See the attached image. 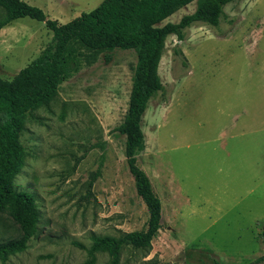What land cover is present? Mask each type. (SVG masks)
Here are the masks:
<instances>
[{"label": "rangeland", "instance_id": "1", "mask_svg": "<svg viewBox=\"0 0 264 264\" xmlns=\"http://www.w3.org/2000/svg\"><path fill=\"white\" fill-rule=\"evenodd\" d=\"M67 24L104 0H22ZM197 3L160 24L179 23ZM217 28L197 23L170 36L159 68L165 86L143 120L137 155L162 204L151 247L126 246L119 264H250L264 254V0H235ZM45 23L23 18L0 31V79L12 81L52 43ZM176 50L180 54H176ZM71 72L56 97L29 112L14 180L33 196L37 231L0 264H87L93 237L146 231L117 132L129 108L137 53L71 44ZM21 234L0 214V242ZM96 253L94 264H111Z\"/></svg>", "mask_w": 264, "mask_h": 264}, {"label": "trees", "instance_id": "2", "mask_svg": "<svg viewBox=\"0 0 264 264\" xmlns=\"http://www.w3.org/2000/svg\"><path fill=\"white\" fill-rule=\"evenodd\" d=\"M235 0H104L90 13L67 24L49 20L43 10L22 0H0V31L19 19L30 18L46 24L53 33L52 43L38 58L24 68L14 80L0 79V214H6L20 231V238L0 242V261L6 263L26 250L37 231L39 215L32 195L19 192L14 180L23 165L24 149L20 136L27 114L48 105L72 65L66 60L71 44L91 50L115 48L135 50L137 65L123 123L116 129L126 137V158L139 197L149 211L146 231L125 234L120 238L93 237L89 250L94 264L96 253H108L111 264H119L126 246L151 247L161 228L162 204L152 182L138 166L137 155L145 146L143 120L151 101L164 92L159 68L168 37L185 40V32L194 24L214 28L226 17L225 7ZM197 3L196 10L179 23L160 24L178 11ZM176 54L180 51L176 50ZM264 243V231H263ZM250 264H264V254Z\"/></svg>", "mask_w": 264, "mask_h": 264}]
</instances>
